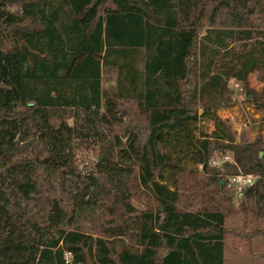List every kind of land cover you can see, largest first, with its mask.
I'll use <instances>...</instances> for the list:
<instances>
[{
	"label": "trees",
	"instance_id": "16d2710c",
	"mask_svg": "<svg viewBox=\"0 0 264 264\" xmlns=\"http://www.w3.org/2000/svg\"><path fill=\"white\" fill-rule=\"evenodd\" d=\"M253 73L264 82V0H0V264H225L230 237L254 253L264 139L237 141L218 114L230 79L264 111ZM205 118L229 135L193 141ZM240 172L257 179L230 227Z\"/></svg>",
	"mask_w": 264,
	"mask_h": 264
},
{
	"label": "rangeland",
	"instance_id": "374dc122",
	"mask_svg": "<svg viewBox=\"0 0 264 264\" xmlns=\"http://www.w3.org/2000/svg\"><path fill=\"white\" fill-rule=\"evenodd\" d=\"M249 82L254 90L261 91L264 89V82L258 78L256 73L250 75ZM229 88L230 95L227 97L225 105L218 110L219 116L229 127L230 131L235 134L237 141H253L257 137H262L264 139V111L257 108L253 103L244 100L243 87L240 83L237 86L236 81L234 82L230 79ZM191 129L193 141L198 140L201 134H207L211 137H227L229 135V131L225 126L206 118L192 124ZM190 140L191 138L171 139V141L167 143L166 148L172 152H178L186 148ZM78 155L80 169L87 172L92 171L98 160L97 151L95 149H85ZM222 155L224 154L216 152L213 158L218 162L217 164H212L221 166L222 161L220 156ZM184 163L194 171L197 175V180L201 181L204 176L202 166L196 163L192 154L184 160ZM166 175H169V172H167ZM228 188L231 202L234 207V212L229 217L228 224L230 227H242L244 223V212L239 208V201L241 200L242 193H237L229 184ZM140 196V198L133 197V203L138 207H143L148 201L153 200L147 195ZM250 220L251 214L249 213L247 219L248 224H250ZM86 224L87 226L89 225V223ZM262 225L264 226V220L262 221ZM90 230L92 232L96 231L93 227H91ZM243 242L244 241L238 238H229L225 249V264H264V235L254 238V253L252 254L248 253V249ZM131 246L137 248L134 243H131Z\"/></svg>",
	"mask_w": 264,
	"mask_h": 264
},
{
	"label": "built area",
	"instance_id": "2783aa9c",
	"mask_svg": "<svg viewBox=\"0 0 264 264\" xmlns=\"http://www.w3.org/2000/svg\"><path fill=\"white\" fill-rule=\"evenodd\" d=\"M234 82L236 81L235 79H231ZM236 85L238 86L239 83L236 81ZM221 163H224L226 161H232V157L229 154H224L220 156ZM217 160L215 158L212 159V163L217 164ZM257 177L253 174H244V173H238L235 175L230 176L229 178V186L233 187L234 190L237 193H242L243 190L248 187L250 184H252ZM66 256L69 257V253H66Z\"/></svg>",
	"mask_w": 264,
	"mask_h": 264
},
{
	"label": "water",
	"instance_id": "95a60500",
	"mask_svg": "<svg viewBox=\"0 0 264 264\" xmlns=\"http://www.w3.org/2000/svg\"><path fill=\"white\" fill-rule=\"evenodd\" d=\"M262 154V153H261Z\"/></svg>",
	"mask_w": 264,
	"mask_h": 264
}]
</instances>
